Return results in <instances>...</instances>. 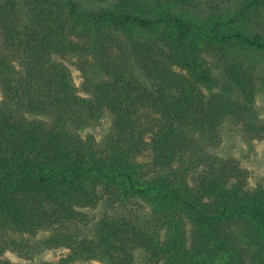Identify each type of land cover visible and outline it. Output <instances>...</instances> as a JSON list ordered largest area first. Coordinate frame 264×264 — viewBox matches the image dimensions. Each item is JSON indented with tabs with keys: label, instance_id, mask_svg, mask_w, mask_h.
<instances>
[{
	"label": "trees",
	"instance_id": "trees-1",
	"mask_svg": "<svg viewBox=\"0 0 264 264\" xmlns=\"http://www.w3.org/2000/svg\"><path fill=\"white\" fill-rule=\"evenodd\" d=\"M244 1L254 11L264 8V0ZM202 4L118 0L115 9L84 20L76 0H0V218L6 228L34 236L48 231L38 239L43 247H66L105 264H134L139 248L147 264H264V190H245L247 175L237 161L209 160L206 152L220 141L226 120L241 112L227 93H206L191 78L208 79L205 52H215L227 82L254 102L264 89L260 61L234 54L232 46L264 50V36L245 30L250 15L228 16L217 5L204 12ZM165 5L179 11L170 17ZM104 26L117 31L97 30ZM135 28L149 33L133 34ZM88 51L103 74L82 97L65 59ZM107 113L111 131L100 142L88 130ZM145 150L147 167L157 172L144 181L145 190L157 191L161 205L176 199L195 211L198 246H184L178 221L165 241L156 224L129 209L119 212L118 184L137 187V158ZM191 166L206 169L199 183L189 178ZM99 205L100 216L87 213ZM211 209L221 212L209 215ZM234 215L252 228L244 242L215 227ZM7 247L33 254L27 237L9 239L0 231V252Z\"/></svg>",
	"mask_w": 264,
	"mask_h": 264
},
{
	"label": "rangeland",
	"instance_id": "rangeland-1",
	"mask_svg": "<svg viewBox=\"0 0 264 264\" xmlns=\"http://www.w3.org/2000/svg\"><path fill=\"white\" fill-rule=\"evenodd\" d=\"M199 1L203 2L202 10L204 12L208 10V6L217 5L222 6L229 13L228 16H237L243 19L245 15H250L249 22L245 24V30L250 33L260 32L264 36V8L260 7L257 11H254L256 10L255 6L248 8L244 0ZM76 2L78 3V15L81 19L86 20V16H89L90 12L115 9L118 0H76ZM252 8L254 9L252 10ZM164 9L165 12L172 15L170 17H173L179 11V8L171 5H165ZM96 27L97 25L94 24L95 30ZM97 30L112 31L113 33L117 31V29L107 26L99 27ZM122 30L120 31L122 34L128 32L127 29ZM148 33L149 30L141 28L133 30V34L136 35H147ZM232 47L234 48V54L238 56L259 60L261 64L259 72L264 76V50L250 49L241 47V45ZM205 59V66H209L212 69L208 79L195 78L193 75H191V78L197 80L206 93H227L233 103L238 106V111L241 112V115L236 114L233 117H229L223 124L220 141L206 147L209 160L215 159V156H220L223 159L237 161L247 175L242 180L243 188L248 191L264 190V89L260 86L254 102H246L235 86L227 82L223 75L222 67L217 66L218 62L215 52L209 50L205 52ZM65 62L72 70L74 81L78 87V94L82 97L90 95L92 82L99 79L103 74L96 54L91 51L86 54L77 53L69 56L65 59ZM110 131L111 116L107 113L90 127L88 133L94 135L96 140L101 142ZM147 150L143 151L137 158L139 164L143 165L142 168L140 166L139 171L135 175V179L138 181L137 187L135 189L130 188L127 181H120L118 184L123 193L121 205L118 207L119 212L129 209L141 222L151 221V223L156 224L160 228L162 239L165 241L169 239L173 231V223L178 221L181 241L184 246L190 248L198 246L201 241V228L196 221L195 211L182 204L181 200L176 199L165 200L166 204L161 205L158 200L161 196L158 195L157 191L145 190L146 184H143L144 181L157 174V172L155 173V171H151L147 167L151 160ZM205 172L206 169L201 170L200 167L191 166L189 178L193 184L199 183L202 180L201 176ZM93 178L103 179L98 176ZM233 180L236 181L237 178H230V183ZM103 209L102 205L86 208L89 215L96 217L100 216ZM220 212L216 209H211L209 215L219 214ZM2 223L0 218V231L4 234V237L16 240H22L27 237L33 245L31 248L33 254L25 257L11 249V247H7L0 252V264H105L98 258L75 256L71 249L66 247H43V245L38 243V239L46 238L49 235L48 231H42L35 236L31 234L24 235L17 230L6 228L4 223ZM215 227L217 230H225L229 234H234L235 232V237L240 242H244L252 232L249 222L246 219L244 220L243 217L236 215L217 221ZM145 254L146 251L144 249H136L134 264H147ZM160 264L166 263L162 262Z\"/></svg>",
	"mask_w": 264,
	"mask_h": 264
}]
</instances>
